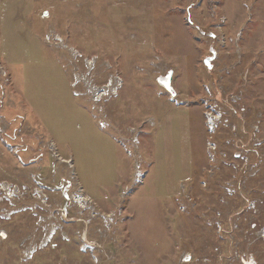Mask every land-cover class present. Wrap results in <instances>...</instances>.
I'll return each mask as SVG.
<instances>
[{
	"label": "rangeland",
	"instance_id": "rangeland-1",
	"mask_svg": "<svg viewBox=\"0 0 264 264\" xmlns=\"http://www.w3.org/2000/svg\"><path fill=\"white\" fill-rule=\"evenodd\" d=\"M0 123V264H264V0H0Z\"/></svg>",
	"mask_w": 264,
	"mask_h": 264
},
{
	"label": "built area",
	"instance_id": "built-area-1",
	"mask_svg": "<svg viewBox=\"0 0 264 264\" xmlns=\"http://www.w3.org/2000/svg\"><path fill=\"white\" fill-rule=\"evenodd\" d=\"M95 59L96 58H85V63L88 67L93 69L94 65H95ZM78 81H79V76H77ZM113 78V77H112ZM110 78L109 81L106 84H101V86L95 85L93 86L95 92H96V96L94 97V101L100 102L103 99L107 100V96H110V92H111V87L113 85H115L116 83L114 82V78L112 79ZM206 95L208 98H211V91L209 89H206ZM205 116H206V125L209 131L210 136L208 137V141H207V148L209 151V159H210V163L211 166L209 169H205L204 172V177L203 180L201 181L203 184H205V182L207 181V177H211L214 174V167L217 166V161L215 158H217L218 154L220 155V161L225 162L228 160V155L227 152H219V147L215 142L214 139V134L218 128V125L220 124V121L223 119V113L222 112H218L216 106L208 104L206 105V110H205ZM150 122H152V120H148ZM226 122H228V120H225ZM5 127L2 126V124L0 123V134L3 135L5 133ZM129 133L132 135V142L136 145H138L140 143V138L139 137V131L137 127H130L129 128ZM258 141V140H255ZM131 142V143H132ZM132 143V144H133ZM133 144V145H134ZM257 144V142H255V145ZM135 146V145H134ZM54 155L56 157L59 158V155L57 154L56 151H54ZM240 159H245L242 155L241 152L239 151H235L234 152V160H240ZM247 161V159H245ZM64 163H70L71 161H67V160H63ZM145 172V170L142 168V165L137 163L134 169V180H140L142 174ZM233 180V179H232ZM2 190L4 195L2 196V198L6 199L7 201H9L12 205L13 202H16L19 198L20 195L22 194V189L19 185H15V184H11L8 182H4L2 184ZM82 191V190H81ZM80 191V192H81ZM26 192V191H25ZM236 193V187L234 185V183H230L229 181H226V186H225V194L226 196H232ZM83 193H81L80 195H82ZM25 195H23L24 198ZM31 196L32 198H34L37 201H42L44 202V204H46V196L47 194L44 191V187L42 185H37L33 188L32 192H31ZM178 199H179V209L184 210L186 205H190V208H194L196 206V202L193 199L192 196H190L187 193V189L185 187V185H181V188L179 190L178 193ZM46 199V200H44ZM226 203H228V201L226 200ZM43 204V205H44ZM38 206H35V208H37ZM250 207H255L254 203L251 202L250 203ZM264 235V234H263ZM30 252V251H29ZM28 253V252H27Z\"/></svg>",
	"mask_w": 264,
	"mask_h": 264
},
{
	"label": "water",
	"instance_id": "water-1",
	"mask_svg": "<svg viewBox=\"0 0 264 264\" xmlns=\"http://www.w3.org/2000/svg\"><path fill=\"white\" fill-rule=\"evenodd\" d=\"M209 59L211 58H208L206 63H209ZM172 76H173V72L170 71L167 75L159 77L157 82L160 84V86H162L165 90H167L168 93H170L173 97H176L177 92L172 85ZM189 259L190 257L188 256L186 260Z\"/></svg>",
	"mask_w": 264,
	"mask_h": 264
},
{
	"label": "bare ground",
	"instance_id": "bare-ground-1",
	"mask_svg": "<svg viewBox=\"0 0 264 264\" xmlns=\"http://www.w3.org/2000/svg\"><path fill=\"white\" fill-rule=\"evenodd\" d=\"M83 195H84V194H83ZM81 196H82V195H81ZM77 199H78L79 201H83V202L86 201V200H88L87 197H84V196L81 197V198H77ZM35 250H36V249H35ZM31 251H32V250H31Z\"/></svg>",
	"mask_w": 264,
	"mask_h": 264
}]
</instances>
